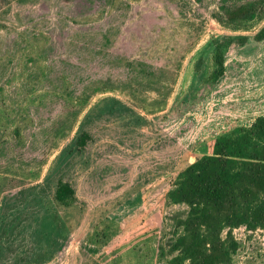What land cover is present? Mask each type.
<instances>
[{"label": "rangeland", "instance_id": "rangeland-1", "mask_svg": "<svg viewBox=\"0 0 264 264\" xmlns=\"http://www.w3.org/2000/svg\"><path fill=\"white\" fill-rule=\"evenodd\" d=\"M243 4L252 14L226 18ZM263 26L264 0L0 3V260L165 264L188 209L167 197L177 173L264 115ZM232 235L229 264H264L263 229Z\"/></svg>", "mask_w": 264, "mask_h": 264}, {"label": "trees", "instance_id": "trees-1", "mask_svg": "<svg viewBox=\"0 0 264 264\" xmlns=\"http://www.w3.org/2000/svg\"><path fill=\"white\" fill-rule=\"evenodd\" d=\"M253 11L251 4H243L226 10L225 16L236 20ZM256 38H264V26ZM223 46L219 44L214 49L217 75L222 72ZM91 113L85 114L84 122L90 120ZM81 129L74 139L75 151L83 149L89 138ZM67 156L63 153L59 161ZM74 197L73 186L59 179L54 189L55 202L67 207ZM167 197L188 209L178 220L181 233L170 244L171 255L165 264H229L238 248L233 228L244 225L264 230V115L208 140L204 153L177 173ZM0 229V236H6V230L12 231L11 225ZM58 233L59 229L52 232L54 236ZM0 264L5 262L0 260Z\"/></svg>", "mask_w": 264, "mask_h": 264}, {"label": "built area", "instance_id": "built-area-1", "mask_svg": "<svg viewBox=\"0 0 264 264\" xmlns=\"http://www.w3.org/2000/svg\"><path fill=\"white\" fill-rule=\"evenodd\" d=\"M236 228V227H235Z\"/></svg>", "mask_w": 264, "mask_h": 264}]
</instances>
